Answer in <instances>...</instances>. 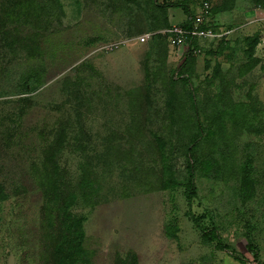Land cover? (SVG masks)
Masks as SVG:
<instances>
[{
  "label": "rangeland",
  "instance_id": "1",
  "mask_svg": "<svg viewBox=\"0 0 264 264\" xmlns=\"http://www.w3.org/2000/svg\"><path fill=\"white\" fill-rule=\"evenodd\" d=\"M0 264H264V0H0Z\"/></svg>",
  "mask_w": 264,
  "mask_h": 264
},
{
  "label": "built area",
  "instance_id": "2",
  "mask_svg": "<svg viewBox=\"0 0 264 264\" xmlns=\"http://www.w3.org/2000/svg\"><path fill=\"white\" fill-rule=\"evenodd\" d=\"M205 19L203 14H197L192 27L185 28L178 24H173L171 27L161 30L160 32L167 35L171 45L177 48H190L188 41L192 38L204 37L212 34V28H203ZM149 40V34L142 36L139 41L146 42Z\"/></svg>",
  "mask_w": 264,
  "mask_h": 264
},
{
  "label": "trees",
  "instance_id": "3",
  "mask_svg": "<svg viewBox=\"0 0 264 264\" xmlns=\"http://www.w3.org/2000/svg\"><path fill=\"white\" fill-rule=\"evenodd\" d=\"M258 6L262 7V3H258ZM195 19H196V15L191 19V20H188L186 22H184L182 24L183 27L185 28H191L193 23L195 22ZM173 25V23H169L168 25L164 26L163 28H161L158 32H160L161 30L163 29H166L168 27H171ZM203 28H212V26L210 24H204L202 25ZM213 29V28H212ZM161 35H164L166 37V40H168V42L170 43L167 35L163 34L160 32ZM190 48H194V45H190ZM193 149H196V144L194 145ZM195 156V153H192L191 154V157L194 158ZM188 170H189V180H188V186H187V189H186V192L189 194V197L192 196V194H195V187H194V183L192 181V179H194V173H193V165L191 164V162L188 164ZM77 222H78V230L76 232L79 233L80 237L82 236L83 234V230H82V222H81V219H76V221H74V225L76 226L77 225ZM79 237V236H78ZM203 239L205 242H208V241H211L213 238L210 234H208L207 232H204L203 234ZM79 245V244H78ZM219 248H225V247H228V245H224L222 243H219L217 245ZM249 249L250 252L252 253H256L258 247L252 243H250L247 247ZM67 252V251H66ZM65 252V253H66ZM72 252H74V250H71V251H68L67 253L68 254H71ZM257 254H255L256 256Z\"/></svg>",
  "mask_w": 264,
  "mask_h": 264
},
{
  "label": "crops",
  "instance_id": "4",
  "mask_svg": "<svg viewBox=\"0 0 264 264\" xmlns=\"http://www.w3.org/2000/svg\"><path fill=\"white\" fill-rule=\"evenodd\" d=\"M250 13H251V14H253V13H255V12L251 10V12H250Z\"/></svg>",
  "mask_w": 264,
  "mask_h": 264
}]
</instances>
